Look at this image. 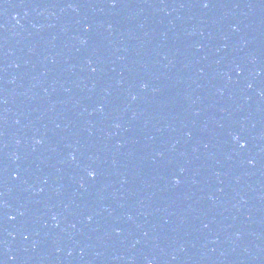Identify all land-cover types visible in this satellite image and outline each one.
Masks as SVG:
<instances>
[{
  "label": "water",
  "instance_id": "obj_1",
  "mask_svg": "<svg viewBox=\"0 0 264 264\" xmlns=\"http://www.w3.org/2000/svg\"><path fill=\"white\" fill-rule=\"evenodd\" d=\"M0 264H264V47L0 0Z\"/></svg>",
  "mask_w": 264,
  "mask_h": 264
},
{
  "label": "snow or ice",
  "instance_id": "obj_2",
  "mask_svg": "<svg viewBox=\"0 0 264 264\" xmlns=\"http://www.w3.org/2000/svg\"><path fill=\"white\" fill-rule=\"evenodd\" d=\"M113 3H115V0H113ZM207 6L208 5L205 4V7H207ZM89 175L92 176V177H95L96 173L94 171H92V172L89 173Z\"/></svg>",
  "mask_w": 264,
  "mask_h": 264
}]
</instances>
